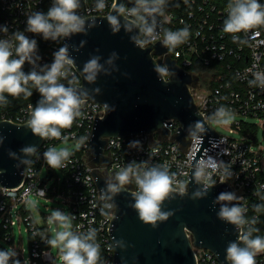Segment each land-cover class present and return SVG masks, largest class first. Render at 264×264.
Here are the masks:
<instances>
[{
  "label": "built area",
  "instance_id": "1",
  "mask_svg": "<svg viewBox=\"0 0 264 264\" xmlns=\"http://www.w3.org/2000/svg\"><path fill=\"white\" fill-rule=\"evenodd\" d=\"M131 1L135 3V0ZM101 2L105 4L102 10L96 7ZM233 2L179 0L169 9L162 7L163 26L160 32L149 36L140 29L139 39L144 41L143 46L147 45V36L151 42H163L166 31L187 27L190 35L184 44L173 50L166 47L165 52L154 57L164 59L169 56L192 75L193 81L189 88L194 102L211 127L216 130L213 125L217 121L215 114L218 109L224 108L228 115L235 117L230 123V130L238 131L241 136L236 138L216 130L217 135L211 137L212 145L205 148L197 165L193 166L202 138L189 134L184 137L186 143L181 144L175 138L179 122L173 119L164 123L168 128L167 133L157 130L106 137L104 155L109 162L95 163L92 160L90 140L94 122L103 116L104 107L97 101L83 100L79 108L80 115L75 118L71 128L60 130V139L44 138L29 161L20 184L11 188L0 185V236L9 243L0 244V251L11 249L16 253L8 264H13L16 259L20 264H51L55 261L48 243L55 230L54 224L48 223L52 211L42 212L43 222L39 223L30 209L32 205L37 207L42 198L46 201L57 199L63 203L67 212L62 213L74 217L71 225L75 234L87 235L89 229H95L94 243L104 249V264H112L114 247L110 224L115 205L101 195L94 171L106 177L108 175L116 181V184H111L119 185L116 174L129 166L139 175L153 167L166 170L172 178L173 190L178 191L187 190L193 167L197 177L206 184H217L223 179L233 189L237 207L243 209L245 223L239 226V246L245 247L239 240L241 233L247 234L251 229L250 238L254 239L257 237L255 229L264 231L257 228L260 213L264 211V144L259 146L257 140V130L261 128L264 141V87L259 82L249 84V81L254 80V72H264V26L235 34L238 40L234 43L232 35L222 31L223 21L227 19V6ZM112 3L113 0H79L76 15L82 20L107 15L112 10ZM53 4L54 0H0V40L12 42L13 58H17L14 52L17 45L15 32L20 31L37 42L33 54L35 65L26 62L23 69L40 72L45 66L50 67L55 59L54 54L62 48L64 36L56 40H45L41 34L27 31L28 17L36 12L46 15ZM122 4L126 9L135 6L125 2ZM123 16L139 23L127 11ZM4 28H7V32L3 31ZM160 67L167 69L164 77L168 78L169 70L165 63H161ZM65 71L67 75L60 81L80 83V74L73 63L65 65ZM37 102H28L14 110L0 109V120L27 122L31 118L29 105L35 107ZM250 119H257L258 123ZM82 137L86 139L81 144ZM63 142L74 144V147L69 151V158L62 162L63 166L54 169L47 164L44 154L49 148ZM255 145H258L257 149ZM43 168H47L44 177L41 175ZM57 169L61 170V175ZM124 186L134 193L138 191L134 175L130 176V182ZM257 206L259 211L256 210ZM253 219L256 220L255 224L252 223ZM22 221L29 232L28 255L23 247L16 246L14 239V226ZM193 250L196 264H222L207 248L193 246ZM255 259L256 264H264V252L257 254Z\"/></svg>",
  "mask_w": 264,
  "mask_h": 264
},
{
  "label": "water",
  "instance_id": "2",
  "mask_svg": "<svg viewBox=\"0 0 264 264\" xmlns=\"http://www.w3.org/2000/svg\"><path fill=\"white\" fill-rule=\"evenodd\" d=\"M123 2L135 5L131 0H118L120 4ZM178 2L165 0L163 7L169 9ZM109 15L117 16V31H113ZM147 20L148 26L154 28L152 34L161 31V14ZM140 29L139 23L113 9L107 15L84 18L82 30L62 40V47L67 49V57L81 81L79 84L60 83L72 87L81 101L94 100L104 107L103 116L94 122L90 140L93 162L108 164L104 155L106 137L157 130L167 133L164 123L175 119L179 122L175 135L178 142L185 144L184 137L189 134L202 138L193 161L196 166L217 132L194 102L189 88L192 75L169 56L154 57L166 51L163 42H151L147 36L146 46L138 44ZM92 59L97 60L99 68L94 73H86L85 65ZM163 62L169 70L168 78L157 71ZM88 75L93 79H87ZM43 141L44 138L33 134L26 122L0 120L1 186L11 188L20 184L29 161ZM26 148L34 151L26 153ZM94 177L101 195L115 205L110 224L114 247L112 264H196L193 246L207 248L220 263L231 264L227 249L231 243H237L239 226L221 219L219 213L222 206H237L236 199L218 200L221 193L234 195L228 183L206 184L197 177L193 167L187 190L170 193L161 204V211L170 215L154 227L140 220L134 208V192L117 184L119 191L112 193L106 176L94 171ZM257 228L264 230V211L260 213Z\"/></svg>",
  "mask_w": 264,
  "mask_h": 264
},
{
  "label": "clouds",
  "instance_id": "3",
  "mask_svg": "<svg viewBox=\"0 0 264 264\" xmlns=\"http://www.w3.org/2000/svg\"><path fill=\"white\" fill-rule=\"evenodd\" d=\"M164 4L165 0H135V6L126 9L125 5L118 3V0H113L112 9L121 15L127 11L128 15L138 20L142 31L150 36L154 28L148 26L147 17L157 13L163 14L162 7ZM79 6V0H54L53 6L46 15L36 12L28 17L27 31L41 34L45 40H56L58 37L79 32L83 26L82 18L76 15V9ZM96 7L102 10L105 4L101 2ZM227 7V19L223 21L222 31L231 34L234 43L238 40L235 34L247 33L254 28L264 26V5L258 0H234ZM107 18L113 31H117L119 28L117 16L109 15ZM3 31L7 32V28H4ZM189 35L187 27L178 31L168 30L164 33L163 44L169 50H173L184 44ZM254 35H258V33ZM14 40L17 42L14 48L17 58H13L12 42L0 40V104L6 105L8 103L6 94L13 98L21 95L31 97L32 91L28 87L31 83L40 94L41 99L35 107L29 105L31 118L26 122L27 125L33 134L41 138L60 139V130L72 127L75 118L80 115L79 108L82 103L72 87H66L59 82L67 75L65 65L73 63L67 57V49L62 47L54 54L55 59L50 67L45 66L40 72L33 69L25 73L23 68L26 62L35 65L33 54L36 51L37 42L35 39H29L20 31L14 33ZM137 43L143 46L144 41H137ZM98 68L97 60L92 59L85 65L84 71L94 73ZM157 71L162 75L167 73V69L163 67H158ZM253 76L254 80L249 81V84L259 82L260 86L264 87V72L256 71ZM87 79L92 80L93 76L88 75ZM215 115L218 124L224 126L230 124L231 121L224 108L218 109ZM84 139L86 138H81V144ZM24 151L32 153L34 149L26 148ZM44 155L47 164L55 169L63 166L62 162L69 158L70 152L67 148L58 150L51 147ZM131 175L135 176V183L138 188V191L134 193L136 199L134 208L137 210L141 221L155 227L158 221L166 220L170 215V213L161 211V204L173 191L172 178L166 170L162 171L157 167L139 175L135 174L133 168L129 166L116 174L119 185L122 187L128 184ZM109 191L116 193L119 191V187L110 184ZM234 199L236 197L231 193H221L218 197V200L222 202H231ZM256 210H260L259 206ZM219 216L221 219L238 226L245 223L241 207L222 206ZM72 219L74 217L58 210L52 211L48 223L49 225H57L58 230L55 232L54 238L50 239L48 243L52 248L59 250L62 264H97L100 259V248L98 244L91 242L95 239V229H89L87 235H77L71 230ZM252 223L255 224L256 220L253 219ZM251 231L250 229L247 234L241 233L239 236L240 242L245 247H240L238 243L229 245L227 259L231 264H256V255L264 252V238L260 236L254 239L250 238ZM15 255L16 253L11 249L0 251V264H8ZM13 264H20V261L18 259L13 260Z\"/></svg>",
  "mask_w": 264,
  "mask_h": 264
},
{
  "label": "rangeland",
  "instance_id": "4",
  "mask_svg": "<svg viewBox=\"0 0 264 264\" xmlns=\"http://www.w3.org/2000/svg\"><path fill=\"white\" fill-rule=\"evenodd\" d=\"M228 118L230 119V121H232L235 117L233 115H228ZM251 121L258 123L257 119H250ZM231 123V122H230ZM214 127L216 128L217 132L222 133V134H227L236 138H239L241 135L238 131H231L230 129L232 128L230 126V124L224 126V125H220L217 122L213 124ZM263 133H262V129L259 128L257 130V140H258V145L262 146L264 144L263 141ZM258 145H255V149H257ZM74 147V144H68L67 142H63L57 146H55V148H57L58 150L61 148H67L68 151L71 150V148ZM262 165H263V171H264V154L262 155ZM47 168H43V170L41 171V175L42 177H44V175L46 174ZM57 172L59 175L62 174L60 169H57ZM47 207H49V209H47ZM34 214V217L36 218V220L39 223L43 222V218H42V212H48V211H55L58 210L60 212L64 211V213L67 212L66 207L63 205V203L60 200H45L44 198H42L39 202H38V206H31L30 208ZM72 224V221H71ZM53 228L55 230L52 231V238H54V234L56 232L57 229V225H53ZM71 230H72V225H71ZM13 233H14V239L16 242V246L17 247H23L25 249V254L28 255L29 254V245H30V240H29V232L27 230V226L26 224L22 221L20 222V224L16 223V225L14 226L13 229ZM264 238V235H263ZM0 244H5V245H9V243L7 241H5V239L3 237L0 236ZM51 250L53 252V255L55 256V261L51 264H59L62 261L60 260V254H59V250L56 248H52L51 246Z\"/></svg>",
  "mask_w": 264,
  "mask_h": 264
},
{
  "label": "trees",
  "instance_id": "5",
  "mask_svg": "<svg viewBox=\"0 0 264 264\" xmlns=\"http://www.w3.org/2000/svg\"><path fill=\"white\" fill-rule=\"evenodd\" d=\"M258 2L264 5V0H258ZM23 71L25 73H28L29 71H32V70L23 69ZM28 87L32 91L31 97H25L24 95H21L17 98H13L11 96H7L6 94V100L8 101V103L6 105L0 104V109L14 110L17 107L24 105L28 102L36 103L41 98V96L38 93V91H36V89L31 85V83H29ZM255 233H256V236H260V237H263L264 235V231H259L257 229H255ZM0 234H1V229H0ZM94 241L95 239L91 242L94 243ZM99 248H100V259L98 260L97 264H104L105 252L101 246H99Z\"/></svg>",
  "mask_w": 264,
  "mask_h": 264
},
{
  "label": "flooded vegetation",
  "instance_id": "6",
  "mask_svg": "<svg viewBox=\"0 0 264 264\" xmlns=\"http://www.w3.org/2000/svg\"><path fill=\"white\" fill-rule=\"evenodd\" d=\"M107 178L109 179L110 183L116 184V181L114 179L110 178L108 175H107Z\"/></svg>",
  "mask_w": 264,
  "mask_h": 264
}]
</instances>
